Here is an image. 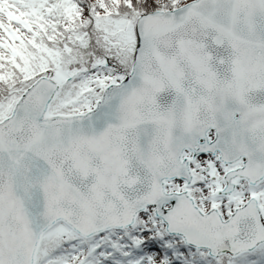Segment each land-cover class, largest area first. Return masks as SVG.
I'll return each mask as SVG.
<instances>
[{
	"label": "snow or ice",
	"instance_id": "1",
	"mask_svg": "<svg viewBox=\"0 0 264 264\" xmlns=\"http://www.w3.org/2000/svg\"><path fill=\"white\" fill-rule=\"evenodd\" d=\"M0 264H264V0H0Z\"/></svg>",
	"mask_w": 264,
	"mask_h": 264
}]
</instances>
